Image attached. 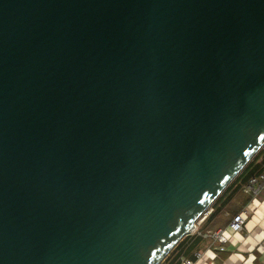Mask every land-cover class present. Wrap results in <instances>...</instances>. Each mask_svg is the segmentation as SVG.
I'll list each match as a JSON object with an SVG mask.
<instances>
[{
    "label": "water",
    "instance_id": "water-1",
    "mask_svg": "<svg viewBox=\"0 0 264 264\" xmlns=\"http://www.w3.org/2000/svg\"><path fill=\"white\" fill-rule=\"evenodd\" d=\"M264 146V0H0V264H160Z\"/></svg>",
    "mask_w": 264,
    "mask_h": 264
},
{
    "label": "crops",
    "instance_id": "crops-1",
    "mask_svg": "<svg viewBox=\"0 0 264 264\" xmlns=\"http://www.w3.org/2000/svg\"><path fill=\"white\" fill-rule=\"evenodd\" d=\"M240 195L242 196L241 198L237 197L238 195L235 194L222 210L226 209L227 206L232 208L235 203H239L235 208L238 209L237 213H239L248 205L251 211L242 230L239 233H228L229 240L224 245L225 249L223 251L218 249L217 242H214L210 237L204 236L206 242L200 250L202 252V257L195 260V264H264V253L257 249L259 245L264 244V190L260 192L256 200L253 201L251 198L249 202H243L241 206L240 203H242L245 194ZM229 211H231V209L225 213L227 214L226 218L229 215ZM218 215L219 214L214 216L208 222L207 230L214 231L219 228L228 227L230 222L227 224L225 223V225L217 224L215 226L216 217Z\"/></svg>",
    "mask_w": 264,
    "mask_h": 264
},
{
    "label": "trees",
    "instance_id": "trees-1",
    "mask_svg": "<svg viewBox=\"0 0 264 264\" xmlns=\"http://www.w3.org/2000/svg\"><path fill=\"white\" fill-rule=\"evenodd\" d=\"M262 175H264V149L254 156V158L214 201L213 212L205 220V224L200 227L199 233L185 236V238L177 244V246L160 264H181L182 259L194 260L195 252L201 250L203 244L206 242L204 234L207 231H211L207 230L208 222L230 202L235 194L243 190V185H245L252 177H261ZM250 200L251 196L249 194H245L244 202L247 203ZM233 216L231 218H233ZM231 218L228 219V223Z\"/></svg>",
    "mask_w": 264,
    "mask_h": 264
},
{
    "label": "built area",
    "instance_id": "built-area-1",
    "mask_svg": "<svg viewBox=\"0 0 264 264\" xmlns=\"http://www.w3.org/2000/svg\"><path fill=\"white\" fill-rule=\"evenodd\" d=\"M263 149L264 146L260 149V151ZM263 190H264V175H262L261 177H252L245 185H243V192L249 194L253 201L257 199L260 192H262ZM208 209L206 212H204V214L206 213V215L201 220H200L201 217L199 218L200 221L198 220L199 222H197L196 228L197 225L203 222L213 210L212 208H210L209 210ZM250 211L251 208L247 205L243 210H241L239 213L233 216L227 228H219L214 231H207L204 234V236L210 237L214 242H217L218 249L220 251H223L225 249L224 245L229 240L228 233L231 234L239 233L242 230L246 222V219L249 216ZM262 245L264 246V244ZM262 245H259L257 249L261 250L264 253V247ZM194 256H195L194 260L182 259L181 264H195V260L202 257V252L199 250L195 252Z\"/></svg>",
    "mask_w": 264,
    "mask_h": 264
},
{
    "label": "rangeland",
    "instance_id": "rangeland-1",
    "mask_svg": "<svg viewBox=\"0 0 264 264\" xmlns=\"http://www.w3.org/2000/svg\"><path fill=\"white\" fill-rule=\"evenodd\" d=\"M259 152H261V151H259ZM259 152H258V153H259ZM258 153H257V154H258ZM240 194H246V193H244L243 190H242V191H240V192L237 193V195H238L237 197H240V198H241L242 196H241ZM219 196H220V195H219ZM243 202H244V198H243V200H242V203H240V206H241V204H243ZM213 203H214V202H213ZM213 203H212V205L209 207V209H210V208L213 209ZM238 205H239V203H238V204L235 203L234 207H232V208L230 207V208H229V206H227L226 209L222 210L223 212L220 211L221 213H218L219 215L216 217L215 226H216L217 224H224V225H225V223H228V219L231 218L235 213L238 212V209H235ZM209 209H208V210H209ZM230 209H231V211H229V215H228L227 218H226V215H227V214H225V213L228 212V210H230ZM226 210H227V211H226ZM206 211H207V210H206ZM212 212H213V210H212ZM212 212H211V213H212ZM211 213H210V214H211ZM233 213H234V214H233ZM210 214L207 216V218L210 216ZM205 215H206V213L203 214V215L201 216L200 220H201ZM207 218H206V219H207ZM225 218H226V220H225ZM206 219H205V220H206ZM200 220H199V221H200ZM205 220H204L203 222L199 223V224L197 225V228H195V229L191 232V234H188V235H193L194 233L199 232L200 227L203 226V225L205 224ZM199 221H197V222H199ZM196 224H197V223H196ZM188 235H186V236H188ZM183 238H185V236H184ZM170 253H171V252H170ZM170 253H169V254H170ZM169 254H168V255H169ZM163 261H164V260H163ZM163 261H162V262H163ZM162 262H161V263H162Z\"/></svg>",
    "mask_w": 264,
    "mask_h": 264
}]
</instances>
